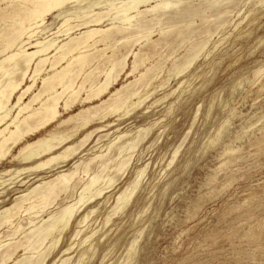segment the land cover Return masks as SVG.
<instances>
[{
    "label": "rangeland",
    "instance_id": "obj_1",
    "mask_svg": "<svg viewBox=\"0 0 264 264\" xmlns=\"http://www.w3.org/2000/svg\"><path fill=\"white\" fill-rule=\"evenodd\" d=\"M215 1L221 2L220 0H193L192 5H186L190 7L189 9L200 12V16L190 17V20L187 19L188 21L184 22V25L192 23L190 31L196 32L193 41L183 42L187 35L179 39L181 41L176 42L178 46L175 47L174 52L170 47H161L159 48L161 57H150L147 63V68L153 66V71L147 77V79H153L152 86L147 90L151 94L150 98L120 121H117L118 116L109 117L107 123L113 122L114 126L105 129L108 131L94 133L85 146L84 154L79 156L83 162H88V158L101 153L102 150L97 147H103L105 150L108 142L113 140L117 134L135 135L138 129L149 128L147 138L132 157L125 175L119 180L118 188L112 189L106 195L107 201L98 207L90 219L88 225L96 220L94 227L100 231L86 244V247L89 244L95 246V255L85 264H264V146L259 145L264 137V95H261L264 94V88H261L262 84L264 85V77L262 76L258 81L253 77L255 71L264 68V0H262L263 4L259 3L260 0H230L229 3L225 0L220 4L219 9L213 6ZM233 3L236 5L234 6ZM224 5L232 12L228 16L232 15L227 17L231 23L221 27L219 21L213 22V20L218 13L217 10L226 9ZM14 8L0 13V35L6 34L1 37L6 38L13 32V28L14 30L20 29L21 22H27L30 18V16L27 17L23 8L19 6L15 10ZM209 8L212 11H208ZM12 11L18 12L16 13L17 18H13L15 12ZM11 13L12 18L10 19ZM114 13L115 11H112L109 14ZM203 14L205 20L201 21ZM102 17L106 20L107 14ZM89 19L91 20V17L82 16L71 21L69 23V28H73L71 36L79 37L85 31V26L82 27L80 23ZM105 20L99 25L91 24L90 26L106 29L108 22ZM62 22L61 18L56 20L54 16H48L46 25L41 28L47 33L42 37H48L56 32ZM164 23H162L163 28H166L169 24L166 21ZM184 25H178L174 33L182 30ZM17 35L19 36L20 33L12 37L18 38ZM64 35L65 31L55 36L58 44L68 42V37ZM159 37L157 33L152 35L154 41ZM11 38L7 37L8 40L14 41ZM199 40L208 41L205 50L185 73L175 76L172 72L173 66L182 64V57L191 47V42ZM126 41L129 42V46L125 43ZM143 42L134 37L126 38L125 41L120 40L119 45L117 44L114 48L118 52L116 55L120 57L129 51L137 52ZM121 45L124 47L120 48ZM111 46L113 47L114 44ZM118 47L120 50L117 51ZM110 49H107V55H112L113 49ZM162 54L165 56L163 57ZM132 60L134 58L130 53L127 68L121 73L120 70L116 71L119 75L110 91L120 89L139 78L140 73L138 72L132 75L127 74L131 69ZM103 69L104 66H99L94 70V74L99 75L93 79H96L95 82L104 80L101 74ZM145 80L146 78L142 82ZM144 82H138L139 86L132 84L133 87L131 88V85L129 89L133 90L135 87L134 90L138 88L143 92ZM29 84L28 81L27 85ZM92 84H87V88ZM39 86L42 87L41 81H38L36 89H40ZM82 95L85 96L83 93ZM167 95L166 99L156 104L153 103ZM107 97L109 98V94L102 98H94L83 106L77 104L72 112L65 113L62 119L77 113L83 107L100 105L102 101L108 99ZM28 99L29 95L26 96V101ZM101 111L98 110L97 115H101ZM99 126L101 125H94L92 130ZM108 133L109 136H106ZM128 138L127 136L122 139L120 144ZM182 141L184 142L181 144ZM99 142H101L100 145L94 147ZM178 148V155L169 165ZM116 154L117 149L113 148L108 157L113 158ZM74 162L59 170L72 168ZM6 164L8 162L0 165V174L8 169H12L13 174L24 167L17 163ZM144 168L145 173L140 187L129 205L105 226L106 217L112 210L111 206L115 201L117 191L135 178L137 169ZM83 169L84 167L74 177L78 190L81 177L85 179L83 183L89 181ZM90 169L89 173L92 174L95 171L94 162L90 165ZM55 172L45 176L50 178ZM13 175L10 173L3 176L4 179H0V183L12 178ZM35 175L32 173L29 177L24 175L19 177L13 189L0 196V210L9 206L14 197L22 194L27 187L38 184L39 178ZM23 182L26 183L21 184ZM2 188L0 185V193L3 192ZM78 192L80 193V190ZM64 198L65 196L59 198L49 210H58ZM47 219L48 217H45V220ZM22 221L21 225L27 229L29 227L27 217ZM74 226L60 237L61 240L51 252L47 263L51 259L58 260V256L61 257L60 252L75 240L72 237L75 231ZM5 230L7 228L2 230L1 234L4 237L0 239L4 244H7L8 240H12L14 244L29 236V232L13 236L12 232ZM80 238L82 235L76 241L78 242ZM135 240L139 243L132 249ZM83 246L74 247L70 254L73 259L69 264L75 262ZM6 248H1L0 253L4 254ZM22 251L19 249L16 254L20 261L24 255ZM0 256V264L11 263H4L1 261L2 255ZM33 257L37 259L39 254Z\"/></svg>",
    "mask_w": 264,
    "mask_h": 264
},
{
    "label": "bare ground",
    "instance_id": "obj_2",
    "mask_svg": "<svg viewBox=\"0 0 264 264\" xmlns=\"http://www.w3.org/2000/svg\"><path fill=\"white\" fill-rule=\"evenodd\" d=\"M220 1H215L216 3L213 4L215 8L217 7L216 9H219L220 4L225 2V0ZM226 1L230 2V0ZM192 2L193 0H0L1 14L9 8L19 6L26 12L27 17L30 16L27 22H21L20 29L14 30L13 28L11 34H9V31L6 38L4 37L6 34L2 33L0 35V165L8 162V164L17 163L24 166L16 170L13 173L14 175L12 169L2 171L0 179H4L2 177L10 173L13 177L11 176L12 178L8 180H1L0 185L3 187V192L0 193V196L11 191L17 183L16 180L23 175L29 177L34 173L36 174L35 177L39 178L38 184L27 187L22 194L14 197L9 206L0 210V239L4 237L1 234L4 228H7L8 232H12L13 236L29 232L28 237L14 244L12 240H8L7 244L0 241V249L7 247L4 254L0 253L2 255L1 261L4 263L11 262L10 264H69L73 259L70 254L74 247L79 248L83 245H85L82 248L83 250L76 257L73 264H85L94 257L95 246L89 244L86 247V244L100 230L94 227L96 220L88 225L90 219L96 213L98 207L107 201L106 195L112 189L118 188L119 180L125 175L132 157L136 154L140 144L147 138L149 128L143 129L141 127L142 129H138L135 135L117 134L113 140L108 142L105 150L103 147H97L101 142L97 143L94 147L102 151L100 154L88 158V162H83L79 156L84 154L85 146L94 133L108 131L105 129L114 126L113 122L107 123L109 117L118 116L117 121H120L150 98L151 94L147 91L153 82L152 78L147 79L149 73L153 71V66L147 68L150 57H161L159 50L161 47H170L174 52L175 47L178 46L176 42L181 41L179 39H183L187 35L183 42L193 41L196 32L190 31L192 23L184 25V22L190 17L200 16L198 10L186 7L187 4L192 5ZM259 3L263 4V1L260 0ZM200 6L202 7V5ZM105 9L108 11L104 12ZM209 10L212 11L210 8ZM112 11H115V13L110 15ZM217 11L218 13L215 15L213 22L219 21L221 27L229 25L231 21L227 17L232 15L228 16L232 13L230 9ZM16 13L18 12H15L13 18L17 16ZM105 14H107L106 20L102 17ZM5 15L7 14L5 13ZM50 15L54 16L56 20L63 19V22L56 32L48 37H42L43 34L46 35L47 31L41 28L46 25V18ZM82 16L85 18L91 17V20L80 23L82 27L85 26V31L79 37H72L70 33L73 28H69V23ZM149 16L150 18H148ZM203 17L204 14L201 21L205 20ZM9 18H12V13ZM22 20L24 19L22 18ZM104 20L108 22L106 29L90 26L91 24L99 25ZM164 21L169 24L166 28H163L162 25ZM178 25H184V28L174 33ZM10 27L12 28V26ZM64 31V36H67L69 40L60 45L55 36ZM17 33H20L19 36L17 35L18 38L12 37ZM126 33L128 34L126 35ZM155 33L158 34V37L160 36L156 41L152 39V35ZM2 35L4 36L1 37ZM7 37L8 39L12 37L14 41L8 40ZM118 37L121 38L118 39ZM132 37L144 41L142 46L139 47L140 49L137 52L129 51L126 55L117 56L118 52L114 48L118 42ZM128 41L131 42V40ZM207 42V40L191 42V47L188 50L186 49V54L182 57L183 63L173 66V74L180 76L185 73L205 50ZM125 43H128L127 46H129V42L126 41ZM112 44H114L113 47ZM102 46L104 48L101 49ZM121 46L120 48L124 47ZM127 46L126 48H128ZM110 48L113 51L112 55L108 54V56L106 51ZM120 48L118 47L117 51ZM130 53L134 60H132L131 69L127 74L132 75L138 72L140 76L133 83L131 82L112 92L110 88L117 81L119 75L116 74V71L119 72L120 70L121 73L127 68V59ZM64 61L65 63H63ZM99 66H104L103 71H101L104 80L97 83L95 82L96 79H93L99 75L96 74V76L94 70L98 69ZM262 76L264 77V68L258 69L253 74L254 79L257 81ZM145 78L143 92L139 91L138 88L134 90L135 87L133 90L129 89L132 84L135 86L140 81L143 83L142 80ZM28 81L30 82L29 85H27ZM38 81H41L42 87L39 86L40 89H36ZM90 83L93 84L87 88V84ZM261 88H264L263 84ZM107 94H109V98L107 97L108 99L104 101L101 99L100 105L83 107L77 113L62 119L65 113L72 112L77 104L83 106L90 103L94 98H102ZM27 95H29L28 101H26ZM168 95L153 103H159L166 99ZM98 110H103L101 115H97ZM99 124L101 126L92 130L94 125ZM116 130L119 131V129ZM106 136H109V133ZM127 136L129 137L128 140L120 144L121 140ZM259 145L264 146V137ZM210 146L212 145L210 144ZM113 148L117 149V154L113 158H109L108 154ZM179 148L174 153L169 165L173 163L178 155ZM229 152L233 153L234 151ZM73 161L75 162L72 164V168L59 170L67 167ZM93 162L95 171L90 174V165ZM82 167H84L83 173L89 181L83 183L85 179L82 177L79 179L78 183L81 184L79 193L78 184L76 185V182H74V177L79 174ZM53 171L56 172L50 178L45 176ZM144 173L145 168L137 169L135 178H132L125 187L117 191L115 201L111 206L112 210L108 212L109 214L106 217L105 226L129 205L140 187ZM212 176L208 177L212 178ZM64 196L63 203L59 205L58 210H49L59 198ZM69 198H72V200H68ZM25 217L29 221L27 229H24L21 225ZM45 217H48V219L45 220ZM72 226L75 227L72 234L75 240H72L73 242L71 241L72 243H69L70 245L60 252L61 257L58 256V260L51 259L47 263L51 252L58 246L61 240L60 237ZM85 227L86 229H84ZM81 235L82 238L77 242V238ZM8 237L10 238L9 235ZM137 243H139L138 240H135L131 248L133 249ZM19 249L24 251L21 261L16 256ZM35 254H39V257H36L37 259L33 257Z\"/></svg>",
    "mask_w": 264,
    "mask_h": 264
}]
</instances>
